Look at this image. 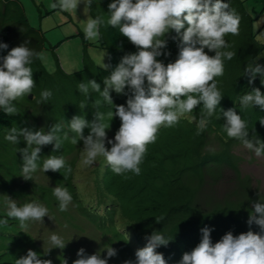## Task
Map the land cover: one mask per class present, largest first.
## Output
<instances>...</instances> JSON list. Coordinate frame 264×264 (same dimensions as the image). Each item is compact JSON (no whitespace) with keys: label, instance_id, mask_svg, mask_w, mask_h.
Here are the masks:
<instances>
[{"label":"trees","instance_id":"16d2710c","mask_svg":"<svg viewBox=\"0 0 264 264\" xmlns=\"http://www.w3.org/2000/svg\"><path fill=\"white\" fill-rule=\"evenodd\" d=\"M111 2L113 0H93L88 11L91 17L102 16L105 20V24L100 26L101 35L96 39V44L105 50L107 64L114 68L123 55L135 53L137 49L118 30L107 25L108 5ZM223 2L229 3L230 8L235 10L240 23L238 34H227L224 37L236 56L231 61H224L223 75L215 78L224 96L218 107L224 110L235 109L248 122L249 130L255 128L258 137L264 141V126L259 123L264 117V111L251 106L245 109L240 104V97L252 88H259L264 94L259 76L252 85H249L248 78L244 76V69L253 60L264 65V56H260L264 44L256 40L254 19L247 13L243 1ZM78 36L85 46L81 70L65 72L54 48L50 47L56 64L53 72L45 69L40 58L34 57L30 65L36 83L32 91L33 100L30 101L25 96L14 101L19 111L15 116H8L0 110V219H8V225L0 227V264H15V259L25 256L28 250L35 251L42 259H50L52 264H62L63 259L72 264L77 259L65 255L67 247L63 250L43 249L28 229L23 233L19 222L6 216L5 196L16 200L18 205L38 201L48 210L58 211L65 216L67 211L59 210V202L52 194V188L58 184H63L71 193L73 201L70 206L109 237V245L117 251V255L109 259V264H123L125 260H134L135 251L146 245L144 237L151 235L154 230L162 231L168 238H174L167 247L157 249L163 254L166 264H179L183 253L190 252L198 245L200 230L205 226L213 229V243L229 231L233 235L249 230L258 232V226L253 224L250 229L247 220L249 211L252 210L251 202L259 199L264 201V195L253 192L250 179L241 176L239 165L242 158L234 152V148L242 144L227 137L221 130L225 121L223 117L217 119L219 109L206 129L199 132L193 117L198 118L199 107L202 105L182 116L175 126H162L159 129L155 143L147 146L140 165L141 174L138 176L127 173L129 178L125 179L122 175H116L105 158L98 157L93 165L87 166L86 171L89 173L83 178L77 165L83 142L72 145L66 141L62 149L55 153L52 145L44 146L41 156L62 154L66 164L73 169L67 180L62 175L63 169L61 173H44L38 170L33 174L32 180L21 177L22 156L18 149L27 147V144L23 138L17 145L7 141L6 129L17 126L21 129L27 127L36 131L41 128L47 130L57 122L64 121L66 124L77 115H83L89 122L93 119L95 109L92 108V103L99 97L92 94L88 106L81 111L79 105L85 101V97L78 92L77 84L85 79H95L103 90V79L110 73L96 65L88 56L86 47L93 44L84 38V33L79 32ZM166 39L167 47L163 51L170 55L158 57L165 65L175 61L180 44V37L174 30ZM25 41H29L27 46L39 53L46 48L44 33L41 29L30 26L20 2L0 0V43L8 45L7 50H0V57L6 56L8 51ZM205 52L210 56L214 55L207 49ZM43 90L52 92V97L46 103H40V93ZM125 92H128L127 88ZM111 96L115 105L126 106L127 95L112 92ZM101 110L106 112L109 106L105 105ZM106 123H110L107 136L114 139L121 121L114 117L111 122L106 120ZM88 133L89 129H85L84 134ZM226 170L233 173L236 185L226 198L216 200L206 192L207 187L220 181ZM39 175L48 179L52 185L46 186L38 182ZM70 252L73 253L74 250L70 249Z\"/></svg>","mask_w":264,"mask_h":264},{"label":"clouds","instance_id":"9594fccd","mask_svg":"<svg viewBox=\"0 0 264 264\" xmlns=\"http://www.w3.org/2000/svg\"><path fill=\"white\" fill-rule=\"evenodd\" d=\"M79 4L80 0H57L51 7L69 11L77 9ZM92 4L93 0H86L85 8H91ZM107 15V25L127 38L137 52L123 55L114 68L111 64H104L103 69L110 74L103 79V90L95 79H85L77 84L78 92L85 97L79 105L81 111L88 106L92 94L99 97L92 103L95 111L91 122L83 115H77L66 124L57 122L47 130L17 126L6 129L7 141L17 145L23 138L27 144V147L18 149L22 156L20 168L24 180H32L38 170L61 173L62 169L64 180H67L73 169L66 164L62 154L41 156L44 146L52 145L55 153L66 141L72 145L83 142L81 162L85 166H91L98 157H104L114 174L125 179L129 178L127 173L138 176L147 146L155 143L159 129L175 126L182 116L201 105L198 118L193 117L199 132L206 129L219 109L217 119L223 117L225 122L221 130L227 137L239 141L257 158L264 156V141L258 137L255 128L250 131L248 122L235 109L218 107L224 96L215 78L223 75L224 61H231L236 56L224 37L238 34L240 23L239 15L229 3L223 0H113L108 5ZM104 24L102 16L87 17L84 38L97 39L101 35L100 26ZM173 30L180 37L179 52L174 62L165 65L158 57L170 55L163 50L167 47L166 36ZM29 43L25 41L0 57V110L8 116L19 114L13 102L29 97L36 86L30 65L34 57H41V53L28 47ZM7 49V44L0 43V50ZM205 49L214 55H208ZM244 76L248 78L249 85L259 76L264 86V65L253 60L244 69ZM126 88L128 92H125ZM112 92L127 95L126 106L115 105ZM51 97L50 90H43L40 103H46ZM240 104L245 109L251 106L264 111V94L259 88H252L240 97ZM105 105L109 106L106 112L101 110ZM114 117H118L121 124L114 139H109L110 123L106 120L111 122ZM259 123L264 126V117ZM85 129H89L87 135L84 134ZM52 194L59 202V210L67 211L73 201L68 188L58 184L52 188ZM5 205L6 216L16 219L23 233L27 231L29 221L43 223V218L49 217L48 208L38 201L18 205L16 200L5 196ZM251 209L247 224L250 229L253 224L258 226V232L249 230L233 235L229 231L213 243V229L205 226L200 230L198 245L183 253L179 264H264V201L251 202ZM7 225L8 219H0V227ZM144 239L146 245L135 251V259L125 260L123 264H166L163 254L157 249L167 247L174 238L154 230ZM49 242L52 249L63 250L67 245L55 232L50 235ZM103 252L107 257L102 258ZM116 255L117 251L110 245L92 255L81 248L72 264H108V260ZM15 264H52V261L28 250L25 256L15 259ZM62 264H68V261L63 259Z\"/></svg>","mask_w":264,"mask_h":264},{"label":"rangeland","instance_id":"374dc122","mask_svg":"<svg viewBox=\"0 0 264 264\" xmlns=\"http://www.w3.org/2000/svg\"><path fill=\"white\" fill-rule=\"evenodd\" d=\"M22 5L28 23L31 27L41 29L46 38V48L43 49L40 59L48 72H53L56 68L52 55L53 47L60 66L67 73L81 70L84 65L85 46L79 32L84 33L85 21L90 16L88 8H85L86 0H80L77 9L62 11L53 9L52 3L57 0H17ZM247 13L254 19L253 31L256 40L264 44V0H242ZM93 45H87L86 52L93 62L99 67L107 64V55L104 49L96 44V39L88 40ZM264 56V50L260 54ZM234 152L242 158L239 165L242 178L250 179V186L253 192L264 195V156L257 158L254 153L246 149L243 145L234 148ZM81 152L78 155L77 165L81 177L87 176L89 171L83 165ZM38 182L46 186L52 184L42 175L38 176ZM236 185V178L233 173L226 170L222 174L220 181L214 186L208 185L207 193L216 200H222L231 193ZM45 206V205H44ZM46 207V206H45ZM28 232L35 237L43 249H51L53 246L49 242L50 235L55 232L64 239L67 244L66 256L77 257L79 249H85L86 254L92 255L98 251H103L109 246L108 236L97 230L95 226L79 215L70 205L65 216L58 211H50L49 217L43 218V223L29 221ZM73 249L74 252H70ZM107 257V253H102V258ZM109 264V260H108Z\"/></svg>","mask_w":264,"mask_h":264},{"label":"water","instance_id":"95a60500","mask_svg":"<svg viewBox=\"0 0 264 264\" xmlns=\"http://www.w3.org/2000/svg\"><path fill=\"white\" fill-rule=\"evenodd\" d=\"M31 95H32V94H31ZM31 95L28 97L29 100H32V99H33V95H32V96H31Z\"/></svg>","mask_w":264,"mask_h":264}]
</instances>
